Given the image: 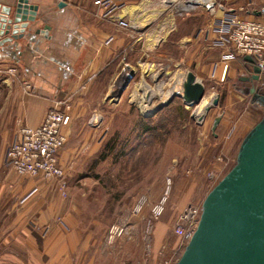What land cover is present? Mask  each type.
<instances>
[{
	"label": "rangeland",
	"instance_id": "rangeland-1",
	"mask_svg": "<svg viewBox=\"0 0 264 264\" xmlns=\"http://www.w3.org/2000/svg\"><path fill=\"white\" fill-rule=\"evenodd\" d=\"M135 1L138 12L130 15L133 32L143 40L146 36L150 43L163 44L165 60L156 61L160 64L144 79L135 70L116 100L113 91L119 87L114 83L107 98L86 113L85 130H91L94 140L100 143L91 157L86 159L83 153L67 161L59 179L14 173L5 174L9 178L6 181L0 177V264H50L52 248L46 237L52 227L67 231L65 217L59 213L48 222H40L39 210L32 205L42 201L43 210L56 198L55 190L65 209L69 200L79 208L78 226L81 232L92 233L93 245L90 242L88 254H95L96 264H175L187 244L174 232L180 214L188 206L201 207L208 191L234 164L245 136L243 133L233 143H226L227 139L213 135L217 132L212 130L213 119L228 107L229 95L237 101L231 108L244 109L252 117L249 125L261 118L264 107L246 91L238 72L225 84L205 79L199 70H208V62L203 58L198 63L195 46H189L200 44L204 57L210 52L204 30L228 0H214L213 11L210 5L181 9L182 0ZM188 71H198L196 79L205 89L202 100L209 102L202 123L196 116L202 100L187 105L174 94L148 124H141L138 96L130 95L134 87L139 90L147 83L151 94L162 83L171 85ZM93 113L98 116L94 125L89 122ZM49 187L56 189L51 192ZM142 201L136 212V205ZM160 201L164 209L158 218H152L150 209ZM20 214L24 216L19 219ZM153 234L159 243L153 240Z\"/></svg>",
	"mask_w": 264,
	"mask_h": 264
},
{
	"label": "crops",
	"instance_id": "crops-1",
	"mask_svg": "<svg viewBox=\"0 0 264 264\" xmlns=\"http://www.w3.org/2000/svg\"><path fill=\"white\" fill-rule=\"evenodd\" d=\"M15 2L0 0L1 5L10 7ZM248 2L252 4L248 6ZM28 3L36 6V14L33 20L27 22L23 35L10 40L2 39L10 34L0 36V177L3 179L4 176L5 181L9 179L7 176L14 173L5 168V149L18 127L39 125L50 107L66 101L70 104L68 122L64 126L67 141L59 150V164L65 168L67 161L83 153L87 159L96 153L100 143L94 140L91 130H85V115L92 106L107 98L111 86L117 82L123 63H128L134 74L135 70L140 71L144 79L156 64H160L156 61L165 60L166 56L163 44L150 43L146 36L143 40V36L133 32L130 15L138 12V9L129 11L127 8L138 7L135 0H126V7L110 18L98 16L93 0H28ZM263 3L264 0H228L226 7L243 5L247 12L241 14L245 18L264 21V14L258 11ZM119 19L126 20L129 27L119 26ZM162 29H154L153 32ZM155 33L150 35L155 36ZM204 39L210 51L205 57L199 50L200 44L189 46H195L198 63L203 58L208 62V70L204 67L199 70L205 79L221 84L238 72V79L244 82L243 78L248 71L252 72L249 63L243 58L222 61L220 55L223 49L212 45L205 35ZM180 45L187 47L188 44ZM194 74L199 76L198 71H194ZM143 85L139 90L137 86L134 87L130 95L138 96L137 100L142 102L140 105L146 104L149 107L154 101L153 95L149 96L155 91L150 94L149 85L145 83L147 89ZM236 103L232 95H229L226 103L228 107L223 110L215 127L217 132L213 133L218 138L227 139L225 142L229 144L252 127L249 125L252 117L246 115V110L230 107ZM140 111V117L148 119L140 123L148 124L151 116H144V112ZM231 129L232 135L227 137ZM74 138H77V142H74ZM49 188L51 192L56 189ZM55 195L56 198L45 205L43 210L42 201L32 205L39 210L37 215L40 222H48L59 213L65 217L67 231L52 227L46 237L48 243H51L50 250L52 248L49 263L96 264L95 254H88L90 242L93 245L92 233H83L78 226L77 215L81 213L79 208L69 200L65 209L64 203L57 199V190ZM21 216L24 214L18 218ZM155 237L153 234V240L159 243L160 240H155Z\"/></svg>",
	"mask_w": 264,
	"mask_h": 264
},
{
	"label": "water",
	"instance_id": "water-1",
	"mask_svg": "<svg viewBox=\"0 0 264 264\" xmlns=\"http://www.w3.org/2000/svg\"><path fill=\"white\" fill-rule=\"evenodd\" d=\"M35 14L36 6L28 0H16L11 7L0 4V36L10 34L2 39L21 37ZM243 59L258 79L259 68L253 59L248 55ZM133 76L132 70L116 90L117 99ZM204 92L203 84L188 71L182 94L175 95L193 105L202 100ZM171 98L143 115H155ZM258 101L264 107V94ZM219 120L214 119L213 131ZM175 264H264V111L243 137L234 164L203 198L197 226Z\"/></svg>",
	"mask_w": 264,
	"mask_h": 264
},
{
	"label": "built area",
	"instance_id": "built-area-1",
	"mask_svg": "<svg viewBox=\"0 0 264 264\" xmlns=\"http://www.w3.org/2000/svg\"><path fill=\"white\" fill-rule=\"evenodd\" d=\"M180 3L183 5L193 4L191 7L181 8L184 10H190L200 5H210V9L214 10V0H209V2L182 0ZM93 4L98 10V16L110 18L114 13L126 7V0H93ZM251 4L252 2L247 3L248 6ZM220 6L221 14L214 17L207 25L204 30L205 37L211 41L212 45L223 49L220 55L222 61L241 59L246 55L250 56L254 64L258 66L259 78L264 83V21L245 18L241 14V12H247L243 5L237 7ZM258 11L264 14V3L258 7ZM117 24L123 28L129 27V23L124 19L117 20ZM249 65L252 67L250 63ZM131 71L128 63L124 62L117 80L125 75L124 82ZM69 109L70 104L66 101L58 102L47 110L39 125L18 127L5 149L4 165L7 170L19 176L31 178L46 180L61 178L63 169L58 161V153L67 141L64 126L68 122ZM97 121L98 116L93 113L89 122L94 125ZM197 121L202 123L203 118H197ZM167 183L169 184L170 181L168 180ZM143 204L144 201L137 204L135 211L138 212ZM163 209V201L152 205L151 217L158 218ZM200 213L201 207L188 206L178 218L174 232L186 243L197 226ZM115 229L118 231L117 228ZM111 233L113 236L115 232L111 230Z\"/></svg>",
	"mask_w": 264,
	"mask_h": 264
},
{
	"label": "bare ground",
	"instance_id": "bare-ground-1",
	"mask_svg": "<svg viewBox=\"0 0 264 264\" xmlns=\"http://www.w3.org/2000/svg\"><path fill=\"white\" fill-rule=\"evenodd\" d=\"M205 2H209V0H204ZM193 2V1H192ZM193 4H186L183 5L181 4L182 8H187V7H191ZM125 8V7H124ZM137 7H129L127 8V10H135ZM125 75H123L122 78H120L119 80H117V82L115 83L116 85H120L121 82H123ZM186 80V75L183 78L178 79V81H173L171 85L165 86V85H159V88L157 91H155L152 95L153 97L157 98L153 101V105L151 106H146L141 104V108L144 112L148 113L150 111H152L154 108H156L158 105L166 102L169 98H171L174 94L177 93H182L183 91V84ZM144 89H147V86L144 84L143 85ZM115 94L116 90L113 91ZM152 97V96H151ZM116 100V97L114 98ZM142 103V102H140ZM209 106V102H206L205 100L201 101V106L199 108V110L197 111V118L202 119L204 117V114L206 112L207 107Z\"/></svg>",
	"mask_w": 264,
	"mask_h": 264
},
{
	"label": "flooded vegetation",
	"instance_id": "flooded-vegetation-1",
	"mask_svg": "<svg viewBox=\"0 0 264 264\" xmlns=\"http://www.w3.org/2000/svg\"><path fill=\"white\" fill-rule=\"evenodd\" d=\"M253 73L251 71H248L246 77V80H244V83H246V91L250 92L253 97L258 101L259 97L264 94V83L261 82L260 78L254 79ZM259 102V101H258Z\"/></svg>",
	"mask_w": 264,
	"mask_h": 264
},
{
	"label": "trees",
	"instance_id": "trees-1",
	"mask_svg": "<svg viewBox=\"0 0 264 264\" xmlns=\"http://www.w3.org/2000/svg\"><path fill=\"white\" fill-rule=\"evenodd\" d=\"M243 62H245V61L243 60ZM141 120L143 121V120H148V119H145V118L140 117V121H141ZM144 127L147 128V129L149 128L148 125H144Z\"/></svg>",
	"mask_w": 264,
	"mask_h": 264
}]
</instances>
